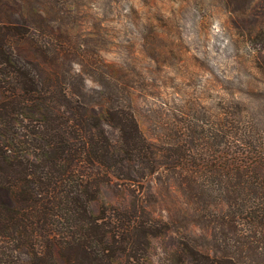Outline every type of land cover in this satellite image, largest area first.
Segmentation results:
<instances>
[{"label":"rangeland","instance_id":"374dc122","mask_svg":"<svg viewBox=\"0 0 264 264\" xmlns=\"http://www.w3.org/2000/svg\"><path fill=\"white\" fill-rule=\"evenodd\" d=\"M0 264H264V0H0Z\"/></svg>","mask_w":264,"mask_h":264}]
</instances>
